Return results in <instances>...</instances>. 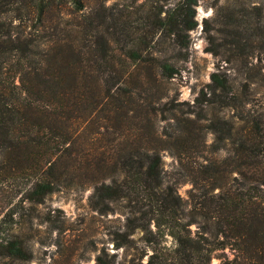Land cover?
Here are the masks:
<instances>
[{"label": "trees", "instance_id": "16d2710c", "mask_svg": "<svg viewBox=\"0 0 264 264\" xmlns=\"http://www.w3.org/2000/svg\"><path fill=\"white\" fill-rule=\"evenodd\" d=\"M86 1L0 0L6 176L21 178L29 202L73 179L91 186L89 204L100 213L124 202L114 245L131 254V264H264V111L243 112L253 87L264 85V0H213V24L205 21L204 30L215 69L185 114L171 116H157L155 104L167 98L172 63L134 48L116 53L118 33L124 40L129 30L105 0L93 11H85ZM195 2L177 1L162 17L155 11L153 27L185 46ZM142 62L131 79L128 65ZM206 146L228 155L207 157ZM162 150L184 157L185 201L162 179ZM194 154L201 159H188ZM166 236L171 246L162 243ZM227 240L233 257L210 263ZM3 248L6 256H25L14 238ZM103 256L94 264L114 263Z\"/></svg>", "mask_w": 264, "mask_h": 264}, {"label": "rangeland", "instance_id": "374dc122", "mask_svg": "<svg viewBox=\"0 0 264 264\" xmlns=\"http://www.w3.org/2000/svg\"><path fill=\"white\" fill-rule=\"evenodd\" d=\"M177 1L180 0L104 2L106 6L112 8L119 19V24L129 30L128 37L124 40L123 33H118V40L113 44L116 53L122 47L125 50L134 48L144 58L164 57L174 67L175 72L164 82L167 98H162L155 104L162 110L158 111L157 116H171L172 112L184 115L198 90L208 82L217 59L206 49L207 32L204 30L205 21L213 24L211 21L213 0H196L193 6L195 24L187 31L188 39L185 46L173 44L171 35H167L162 28L153 27L154 12L157 11L162 17ZM86 5L85 11L87 9L93 11L97 9L98 1L88 0ZM139 66L146 65L143 62L139 65L135 63L128 65L127 70L131 79L140 71ZM251 98L252 101L245 105L243 112L246 109L264 111L263 84L253 87ZM178 110H182L183 114ZM223 114L226 117L232 116L233 110L225 109ZM161 125L167 127L165 122ZM80 141L82 143L83 138L80 137ZM210 141L209 133L206 136V145ZM205 150L203 155L217 157L218 160L228 155L223 150L213 153L208 146ZM160 158L162 179L173 183L177 193L185 201L190 183L186 181V171L181 166L184 157L179 162L176 156L162 150ZM196 158L201 159L196 154L188 157L193 160ZM7 168L5 162H0V264H94L95 257L103 256V252L105 253L103 257L113 259V264H119V261L131 264L128 262L131 254L124 252L123 246L114 245V232L123 229L124 212L127 210L124 202L115 201L111 204L112 211L100 213L89 204L91 186L76 179L69 183H61L54 191L45 195L41 202L25 201L20 192L21 178L7 177L5 173ZM184 208L186 209V204ZM189 228L193 232L196 227L190 224ZM138 234L134 233L131 236L136 238ZM12 238L19 241L25 256L14 258L5 255L3 246ZM162 243L171 246L173 241L166 236ZM234 254V245L227 240L223 248L212 252L210 263L230 260ZM145 261L146 255L142 257L141 263Z\"/></svg>", "mask_w": 264, "mask_h": 264}]
</instances>
